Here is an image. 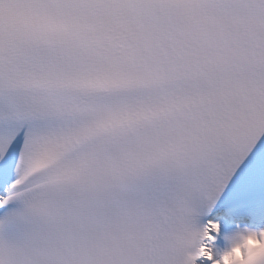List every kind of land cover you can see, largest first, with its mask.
I'll list each match as a JSON object with an SVG mask.
<instances>
[{"label": "snow or ice", "instance_id": "snow-or-ice-1", "mask_svg": "<svg viewBox=\"0 0 264 264\" xmlns=\"http://www.w3.org/2000/svg\"><path fill=\"white\" fill-rule=\"evenodd\" d=\"M0 264H264V0H0Z\"/></svg>", "mask_w": 264, "mask_h": 264}]
</instances>
